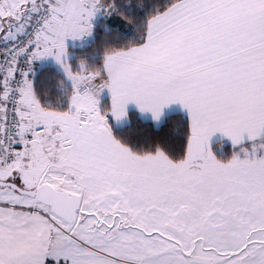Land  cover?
<instances>
[{
	"label": "snow or ice",
	"instance_id": "snow-or-ice-1",
	"mask_svg": "<svg viewBox=\"0 0 264 264\" xmlns=\"http://www.w3.org/2000/svg\"><path fill=\"white\" fill-rule=\"evenodd\" d=\"M0 264H264V0H0Z\"/></svg>",
	"mask_w": 264,
	"mask_h": 264
},
{
	"label": "trees",
	"instance_id": "trees-1",
	"mask_svg": "<svg viewBox=\"0 0 264 264\" xmlns=\"http://www.w3.org/2000/svg\"><path fill=\"white\" fill-rule=\"evenodd\" d=\"M123 3L126 0H119ZM133 3H153L155 0H132ZM120 14L118 13L117 16ZM113 28H119L124 30V22L117 20L112 24ZM117 33L114 31L111 35L105 33L103 30L96 31V40L91 48H87L78 53L80 58L91 52L99 49L103 52L106 41H114ZM80 59H77L75 63H79ZM102 62V61H101ZM61 78L56 74L54 69L46 68L38 72L36 79V86L38 91H43L47 94L56 95L55 88L58 81ZM130 127L124 130V134L127 138L140 145L141 148L149 149L151 145L161 142L167 143L174 149H182L186 143V137L188 134V125L179 114L171 115L164 123L160 125H154L152 122L142 119L135 111H130ZM228 146L229 144H217Z\"/></svg>",
	"mask_w": 264,
	"mask_h": 264
},
{
	"label": "crops",
	"instance_id": "crops-1",
	"mask_svg": "<svg viewBox=\"0 0 264 264\" xmlns=\"http://www.w3.org/2000/svg\"><path fill=\"white\" fill-rule=\"evenodd\" d=\"M33 68H34V70L35 69H37L38 68V63L36 64V65H33ZM30 79H31V77H30ZM142 119H144V120H147V121H150V122H152L154 125H157L156 124V122H154V121H151V120H148V119H146V118H144L138 111H135ZM130 112L128 113V120H130Z\"/></svg>",
	"mask_w": 264,
	"mask_h": 264
},
{
	"label": "rangeland",
	"instance_id": "rangeland-1",
	"mask_svg": "<svg viewBox=\"0 0 264 264\" xmlns=\"http://www.w3.org/2000/svg\"><path fill=\"white\" fill-rule=\"evenodd\" d=\"M217 147H218V148H222V149L225 151V153H227L228 155L231 154V146H230V145H228V146L219 145V146H217Z\"/></svg>",
	"mask_w": 264,
	"mask_h": 264
}]
</instances>
